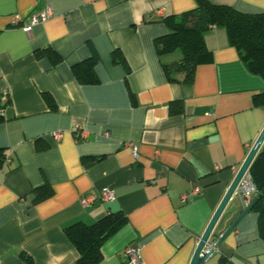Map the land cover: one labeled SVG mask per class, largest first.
<instances>
[{
    "label": "crops",
    "instance_id": "0c3cea01",
    "mask_svg": "<svg viewBox=\"0 0 264 264\" xmlns=\"http://www.w3.org/2000/svg\"><path fill=\"white\" fill-rule=\"evenodd\" d=\"M208 1L264 12V0ZM195 6L196 0H0V264H76L64 227L115 211L126 222L103 241L95 264H128L125 247L138 249L137 264H189L264 127V106L252 99L264 79L247 70L222 27L204 33L209 59L190 82L166 79L155 48L169 32L163 18ZM46 8L49 18L22 29L31 13ZM47 47L59 61L37 55ZM92 50L97 82L81 83L71 67ZM113 52L126 66L113 61ZM77 123L85 130L79 140ZM42 185L50 194L35 201ZM104 190H112V200H101ZM244 207L235 192L210 239ZM221 255L232 264H264L255 212L203 264Z\"/></svg>",
    "mask_w": 264,
    "mask_h": 264
},
{
    "label": "trees",
    "instance_id": "16d2710c",
    "mask_svg": "<svg viewBox=\"0 0 264 264\" xmlns=\"http://www.w3.org/2000/svg\"><path fill=\"white\" fill-rule=\"evenodd\" d=\"M163 20L169 32L156 38L155 48L169 82H190L195 67L208 61L209 51L204 45L203 35L213 27H222L225 30L228 43L236 48L247 70L264 79V12H242L230 5L196 0L195 7L177 16H165ZM38 53L48 54L52 62L60 60V56L49 47L37 51V55ZM112 59L126 66L120 54L113 52ZM98 60V55L92 50L88 58L72 65L71 70L77 81L96 83L94 67ZM42 96L50 108H55V102L49 93L43 92ZM252 99L255 105L264 106V90L254 94ZM248 173L257 194L261 193L264 190V146L254 157ZM49 194L50 188L42 185L35 189L34 200L43 199ZM250 210L256 213L257 232L264 240V192ZM125 222V215L121 211H115L92 224L74 221L66 225L64 232L78 251L76 264L97 263L101 258L100 248L103 241ZM25 259L31 262L29 257ZM216 264L232 263L226 256L221 255Z\"/></svg>",
    "mask_w": 264,
    "mask_h": 264
},
{
    "label": "water",
    "instance_id": "95a60500",
    "mask_svg": "<svg viewBox=\"0 0 264 264\" xmlns=\"http://www.w3.org/2000/svg\"><path fill=\"white\" fill-rule=\"evenodd\" d=\"M262 143H264V127H262L257 138L250 147L246 157L237 169L230 185L228 186L225 194L223 195L219 205L211 216L205 230L199 237L195 250L192 254L189 264H203L204 261L212 254V252L221 244V242L228 236V234L234 229L240 219L252 208V206L260 198L261 193L257 194L252 201L245 206L231 224L216 238L210 239L213 234V230L222 215L227 203L231 199L232 195L236 192L238 183L243 174L249 169L254 157L258 153Z\"/></svg>",
    "mask_w": 264,
    "mask_h": 264
},
{
    "label": "built area",
    "instance_id": "2783aa9c",
    "mask_svg": "<svg viewBox=\"0 0 264 264\" xmlns=\"http://www.w3.org/2000/svg\"><path fill=\"white\" fill-rule=\"evenodd\" d=\"M156 13L161 14V9H158L156 11ZM52 15V12L49 8H46L45 10H40V11H36L31 13L28 16V23L24 26H22V29L24 31H29L31 26L42 22L44 20H46L47 18H49ZM18 23V19L16 17L11 19V24L12 25H16ZM85 130L81 128L80 124H75V129H74V136L76 140L81 139L84 136ZM60 136V134L58 132L53 133V137L55 139H58ZM130 149H131V154L134 158H136L137 156V152H136V147L134 144H129ZM193 193H199L200 189L199 188H193L191 190ZM236 192L239 193V195L241 196L243 203L245 206H247L252 199L257 195V189L254 185V183L252 182L250 175L248 173V170L243 174V176L241 177ZM186 195H183V198H185ZM101 200L103 201H110L113 199V193L112 190H104L100 196ZM90 202L89 198H84L83 199V204H87ZM123 255L127 261L128 264H137L138 260H139V256H138V249L134 248V247H125L123 249Z\"/></svg>",
    "mask_w": 264,
    "mask_h": 264
},
{
    "label": "rangeland",
    "instance_id": "374dc122",
    "mask_svg": "<svg viewBox=\"0 0 264 264\" xmlns=\"http://www.w3.org/2000/svg\"><path fill=\"white\" fill-rule=\"evenodd\" d=\"M241 197V196H240Z\"/></svg>",
    "mask_w": 264,
    "mask_h": 264
}]
</instances>
